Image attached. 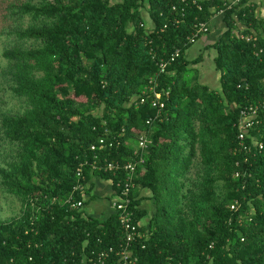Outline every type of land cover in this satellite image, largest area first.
Returning a JSON list of instances; mask_svg holds the SVG:
<instances>
[{
    "label": "trees",
    "instance_id": "trees-1",
    "mask_svg": "<svg viewBox=\"0 0 264 264\" xmlns=\"http://www.w3.org/2000/svg\"><path fill=\"white\" fill-rule=\"evenodd\" d=\"M0 1V192L20 204L0 218V264H100L109 248L103 264H119L116 215L100 220L67 200H83L73 188L84 161L132 160L146 129L152 143L131 193L143 234L129 247L135 264H264V109L245 139L262 150L245 152L237 140L240 109L264 99V20L253 1L222 16L225 31L212 45L218 91L197 81L189 66L200 59L184 53L194 25L209 22L221 0H201V11L177 0ZM177 49L158 78V91H168L160 114L147 101L130 103ZM6 98L17 111L3 110ZM114 134L112 147H99ZM82 171V186L99 176L115 188L111 174ZM143 189L154 207L147 227L139 225Z\"/></svg>",
    "mask_w": 264,
    "mask_h": 264
},
{
    "label": "built area",
    "instance_id": "built-area-1",
    "mask_svg": "<svg viewBox=\"0 0 264 264\" xmlns=\"http://www.w3.org/2000/svg\"><path fill=\"white\" fill-rule=\"evenodd\" d=\"M223 1L224 8L218 10L214 13L215 16H223L225 10H231L235 7H239L244 1H252V0H221ZM178 3L187 6L190 4L191 6H195L198 11H201V0H177ZM173 11H176V6L172 7ZM183 8H181V12H183ZM212 17V18H213ZM211 18V19H212ZM178 19H174V23H178ZM210 22V21H209ZM209 22H197L194 25V30L192 35L188 38V43L193 44L195 41L201 37L202 35L208 33L209 31ZM239 30H242L243 27L241 25H236ZM246 40H250V36H245ZM262 50H259L261 53ZM257 55V54H256ZM180 56V50L177 49L172 52L169 57L162 58L157 61V73L154 76L150 77L147 85L145 86L143 92L135 97H133L130 103H134V105L143 104L146 101L150 104L151 108L157 110V113L160 114L161 110L164 109V97H168V91L161 90L158 91V78L160 75H163L167 72V68L176 61V59ZM264 109V99L258 100L254 104H250L244 106L240 109V117L238 120V147L245 152H250L251 147H254L257 150H262L263 145L260 142H257L254 139L251 140V145L245 143V139L248 138L247 131L253 126L254 120L257 117V114L260 110ZM153 120L148 119L145 124L149 127L152 124ZM107 132V131H105ZM148 130L141 131L137 137L136 146L133 152L134 158L129 161H103L100 162L97 159L96 155H93L92 160L84 161L76 170V176L78 177V184L73 188V191L84 190V186L80 184V181H83V171L82 166H88L92 171H98L102 173H109L113 177L117 178L115 183V195L111 202V206L113 208L114 214L116 215L117 222L122 230L124 236V244L121 247V251L119 252L120 260L119 264H135V259L130 257L129 247L130 245L138 238H141L143 234L139 231L138 224L134 223L133 210L131 208L132 204V196L131 193L135 189V177L136 172L139 166H142L144 163V154L147 152L148 147L151 145L152 140L147 134ZM120 135L114 134L112 140L110 142H106L104 139H100L98 141L99 147L104 148L106 144L108 147H112ZM95 144L90 146V151L96 152L99 148ZM67 203L70 206V209H83L84 201L78 200L75 201L73 198H69ZM238 203L235 202L230 206V210H237ZM112 248H109L108 251L102 252L99 255L100 264H103V260H106L109 257V254L112 253Z\"/></svg>",
    "mask_w": 264,
    "mask_h": 264
},
{
    "label": "crops",
    "instance_id": "crops-1",
    "mask_svg": "<svg viewBox=\"0 0 264 264\" xmlns=\"http://www.w3.org/2000/svg\"><path fill=\"white\" fill-rule=\"evenodd\" d=\"M252 1L257 6L256 8L257 16L264 20V0H252ZM145 20L149 25L150 24L149 19L147 18ZM224 31H225V26L223 24L222 17L221 16L213 17L209 22L208 33L199 37L195 41V43H193L184 53L185 59L190 49L194 50V52L196 53L197 52L200 53V55L196 54L197 56L193 60H189V62H191L200 59L199 62L189 67L192 70H194L197 81L202 85H205L202 83L205 77V72L209 70L208 65L206 64V62H204V54L207 53L208 61L210 60L211 62L212 60H214L216 56V52H214L215 50L214 48H212V45L215 44L219 36ZM210 52L215 53L213 58L209 56ZM215 72L218 74L217 76L219 80V73L216 70ZM83 191H84L83 212L85 215L103 220V219H107L108 217L114 214L113 208L111 206V202L115 195V188L113 187L111 180L109 179L105 180L100 178L99 176H92L90 180L87 182ZM137 198L140 199V207L142 209H145V211H147V215L139 222V225L141 227H147L149 223V218L154 212L151 193L147 189L140 190V192L137 195Z\"/></svg>",
    "mask_w": 264,
    "mask_h": 264
},
{
    "label": "rangeland",
    "instance_id": "rangeland-1",
    "mask_svg": "<svg viewBox=\"0 0 264 264\" xmlns=\"http://www.w3.org/2000/svg\"><path fill=\"white\" fill-rule=\"evenodd\" d=\"M4 7H6V4H3V6L0 7V14L2 12H4ZM143 17H144V19H147V13L145 11H143ZM2 29H3L2 22H0V32L3 31ZM214 52L209 53V56L211 58L214 57V55H215ZM196 54L200 55V53H198V52L196 53V52H194V50L190 49L188 54L186 55V59L188 61L193 60L197 56ZM207 56H208L207 53H205L204 54V62H206V64L208 65L209 70L205 72V77H204L202 83L205 84L206 86H208L210 89L218 91L220 88V83H219L218 76H217L218 74L215 72V70L213 68V66H214L213 60L211 62H210V60L208 61ZM5 102H6V104L1 106L3 108V110L11 109L14 112L17 111V108L19 107V104L17 101L10 100V99L6 98ZM95 114L100 115L101 109H98L97 111H95ZM19 211H20L19 202L15 198H13L12 196L5 195V194H2L0 192V218L2 220L9 219V218L19 214Z\"/></svg>",
    "mask_w": 264,
    "mask_h": 264
}]
</instances>
